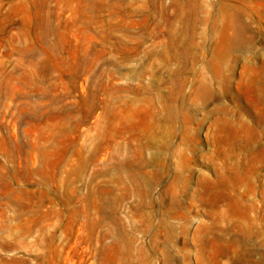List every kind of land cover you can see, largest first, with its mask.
<instances>
[{
	"label": "rangeland",
	"instance_id": "374dc122",
	"mask_svg": "<svg viewBox=\"0 0 264 264\" xmlns=\"http://www.w3.org/2000/svg\"><path fill=\"white\" fill-rule=\"evenodd\" d=\"M0 264H264V0H0Z\"/></svg>",
	"mask_w": 264,
	"mask_h": 264
}]
</instances>
